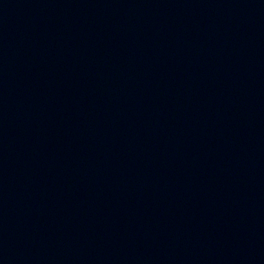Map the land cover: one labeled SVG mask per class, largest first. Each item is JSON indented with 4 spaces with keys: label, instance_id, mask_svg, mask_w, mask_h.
I'll use <instances>...</instances> for the list:
<instances>
[{
    "label": "water",
    "instance_id": "95a60500",
    "mask_svg": "<svg viewBox=\"0 0 264 264\" xmlns=\"http://www.w3.org/2000/svg\"><path fill=\"white\" fill-rule=\"evenodd\" d=\"M0 264H264V0H0Z\"/></svg>",
    "mask_w": 264,
    "mask_h": 264
}]
</instances>
